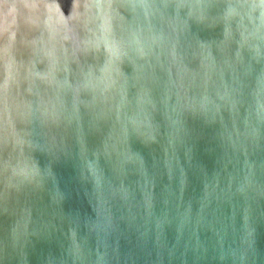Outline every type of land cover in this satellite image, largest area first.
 <instances>
[{"label": "water", "instance_id": "water-1", "mask_svg": "<svg viewBox=\"0 0 264 264\" xmlns=\"http://www.w3.org/2000/svg\"><path fill=\"white\" fill-rule=\"evenodd\" d=\"M0 264H264V0H0Z\"/></svg>", "mask_w": 264, "mask_h": 264}]
</instances>
